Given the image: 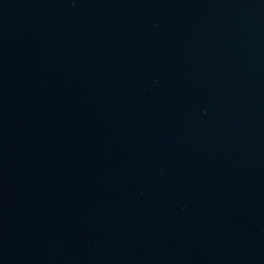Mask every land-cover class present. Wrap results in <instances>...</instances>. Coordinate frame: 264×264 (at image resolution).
I'll return each mask as SVG.
<instances>
[{
	"label": "water",
	"instance_id": "obj_1",
	"mask_svg": "<svg viewBox=\"0 0 264 264\" xmlns=\"http://www.w3.org/2000/svg\"><path fill=\"white\" fill-rule=\"evenodd\" d=\"M0 264H264V0H0Z\"/></svg>",
	"mask_w": 264,
	"mask_h": 264
}]
</instances>
